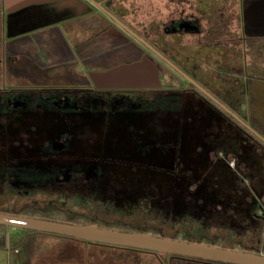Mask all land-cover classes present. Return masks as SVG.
<instances>
[{
  "label": "flooded vegetation",
  "instance_id": "1",
  "mask_svg": "<svg viewBox=\"0 0 264 264\" xmlns=\"http://www.w3.org/2000/svg\"><path fill=\"white\" fill-rule=\"evenodd\" d=\"M78 2L76 41L65 31L57 33L43 40L48 58L38 61L26 49L8 66L6 79L26 85L0 88V177L5 185L21 192L97 182L106 173L109 180V172H122L123 177L136 173L132 176L139 181L152 176L159 189L183 186L189 192L203 177V190L223 189L214 190L212 204L239 211V196L231 195L247 186L228 171L230 164L224 166L226 158L232 154L251 172L256 146L264 147L226 113L221 106L236 116L223 98L206 91L205 74L196 72L198 63L188 51L179 54L187 44L183 38L203 36L198 18L184 8L171 9L162 22L134 31L113 0ZM204 45V38L196 41L198 52ZM235 85L229 93L240 92ZM185 99L194 106L184 109Z\"/></svg>",
  "mask_w": 264,
  "mask_h": 264
},
{
  "label": "rangeland",
  "instance_id": "2",
  "mask_svg": "<svg viewBox=\"0 0 264 264\" xmlns=\"http://www.w3.org/2000/svg\"><path fill=\"white\" fill-rule=\"evenodd\" d=\"M113 2L123 10L126 23L134 31L143 24L150 25L159 20L162 22L171 9L184 8L189 13L184 0L183 2L173 0L171 4L170 0H113ZM201 4L205 6L206 2ZM211 4L207 2L205 8L209 10L206 11L208 16L199 17L200 21L216 19V12L209 7ZM199 20L198 26L201 30ZM75 27L77 26L75 25ZM68 28L66 24L62 32L69 33L72 40L76 41L78 29L75 28L72 32L68 31ZM203 38L205 49L198 52L196 41ZM220 39L223 40L216 32L212 31L203 32V36L201 34V37L198 36V38L191 35L183 38L184 46L187 43L186 48L182 47L183 50L178 51L181 55H185V52L188 51L194 65L198 63L196 72L200 75L205 74L204 78H198L207 87L206 91L216 100L224 98L234 88L237 77H240L241 74L245 75V73L250 75L251 72H254L251 71L252 68L255 69L254 65L250 66L249 64L247 49L238 50L237 43L225 42ZM229 39H232V35ZM200 53H204L202 57H200ZM261 60V64H259L261 74L258 76L263 78V58ZM6 76V74L1 75V89L17 83L12 82L13 79H6ZM262 83H260L261 87L264 85V82ZM253 84L252 81L245 84L247 89L243 92L245 108L248 109L249 116L256 118L258 129L264 131V91L259 88L258 91L256 90V95L251 97ZM16 85L25 86L26 83L19 82ZM237 85L239 84L237 83ZM194 101L196 100L194 99ZM183 104L184 109H190V104L194 106V102L188 99H185ZM192 110L195 111L194 107ZM202 115L206 117L205 114ZM215 115L220 116L218 113ZM243 121L250 128L247 118ZM257 134L259 135V133ZM254 153L256 154L253 158L255 168L251 172L246 171L241 160L233 159L230 153H228L224 164V166L230 164L231 167L225 166L228 171L237 176L235 177L236 181L240 180L242 185L247 186L245 191H235L231 195V197L239 196L242 203L237 212L225 209L218 203L212 204V198L217 196L213 194L214 190L221 191L223 189L211 186L203 190V177L194 182L187 192L184 191L185 187L183 188V186L181 190L173 188L165 190L162 187L159 189L155 186L152 176H145L143 180L139 181L137 176H132L136 173H125L123 177L122 172H109V180L108 173H104L105 175L97 182L28 187L21 192L6 186L3 182L4 177L1 176L0 212L8 214L9 210L18 212L22 208L27 209L32 206L56 207L71 214H90L102 222L115 221L119 224H132L137 228L148 224L144 232L156 237L163 238L165 235L174 237L178 241L204 243L221 249L253 253L252 249H264V150L256 146ZM182 184H186V182H181ZM197 187L200 188V191L195 190ZM223 192L226 193L225 195L229 193L228 191ZM221 199L223 200V198ZM106 202L112 206L107 204L108 207H104ZM256 204L260 205L262 211L257 209ZM115 209L123 211L118 214L119 212H114ZM97 224L100 228L123 231V228L118 225ZM15 237L18 239V243L11 245V241ZM1 238L4 239V249L0 250V264H190L150 252L111 248L55 235L24 234L21 230L14 229L0 232V245L2 244Z\"/></svg>",
  "mask_w": 264,
  "mask_h": 264
},
{
  "label": "crops",
  "instance_id": "3",
  "mask_svg": "<svg viewBox=\"0 0 264 264\" xmlns=\"http://www.w3.org/2000/svg\"><path fill=\"white\" fill-rule=\"evenodd\" d=\"M202 2L212 3L209 7L216 12L215 20H199L203 15L208 16L206 11H209ZM186 7L193 18H198L202 32H216L223 38L221 41L237 43L238 50L247 49L249 64L255 69L252 68L254 72L250 75L245 73L236 78L238 89L244 92L245 84L252 81L251 97L259 88L264 91V85L260 86L264 77L258 76L261 58L264 73V0H187ZM80 8L78 0H0V76L10 73L8 66L15 64L26 49L31 50L32 58L38 61L48 58L43 40L64 33L62 29L66 24L68 31L73 32L78 25L75 16ZM19 49L24 51L20 53Z\"/></svg>",
  "mask_w": 264,
  "mask_h": 264
},
{
  "label": "water",
  "instance_id": "4",
  "mask_svg": "<svg viewBox=\"0 0 264 264\" xmlns=\"http://www.w3.org/2000/svg\"><path fill=\"white\" fill-rule=\"evenodd\" d=\"M200 90L211 100L216 102V100L205 91L202 89ZM221 107L226 111V113L242 124L244 128L251 131L264 144V139L261 136L251 130L226 108L223 106ZM0 227L5 229L55 235L90 244L124 248L133 251L150 252L153 254L175 256L217 264H264V255L262 254L221 249L204 243H189L170 238H161L152 236L148 233L122 232L100 228L94 224L71 225L20 215L0 213Z\"/></svg>",
  "mask_w": 264,
  "mask_h": 264
},
{
  "label": "trees",
  "instance_id": "5",
  "mask_svg": "<svg viewBox=\"0 0 264 264\" xmlns=\"http://www.w3.org/2000/svg\"><path fill=\"white\" fill-rule=\"evenodd\" d=\"M223 100H224V103L233 110V113L237 117H239L241 120H245L247 118L248 125L255 132L259 133V135L264 138V131L258 129L257 124H256V118L249 116L250 113H249L248 109L242 108L243 106H245V94L243 92L235 91L233 93H228L226 96H224ZM230 119L232 121H234V119H232V118H230ZM235 123L238 126H240L237 122H235ZM240 128L242 130H244L252 138H255L245 128H243L242 126H240ZM255 139L258 142V144H260L262 147H264V144L258 138H255ZM257 209L259 211H262V208L260 207V205L257 206ZM0 213H5V212H0ZM7 213L10 215H20V216H25V217L35 218V219H41V220H47V221H51V222L71 224V225H83L84 223H85V225L86 224H94L96 226H98L97 223L103 224L105 226L118 225V226L123 228L122 232L145 233L144 229L147 228V226H148V224H144L140 228H137V227L132 226V224H122V223L119 224V223H116L115 221L110 222V223L102 222L99 218L92 217L90 214H86V213L71 214V213L63 211L62 209L56 208V207L41 208V207L32 206V207H29L27 209L22 208V210L18 211V212H13V211L9 210V212H7ZM118 214H120V213H118ZM129 216H131V215H129ZM125 217H126V215H125ZM5 231H6L5 228L0 227V232H5ZM21 232H24V234H37L35 232H28V231H21ZM165 237L166 236L164 235L163 238H165ZM3 238H1L2 244L0 245V249H2V250L4 249V239ZM166 238H170V239L175 240L174 237H166ZM16 243H18L17 237L12 239L11 245H14ZM95 245H98V244H95ZM107 247H110V246H107ZM111 248H117V247H111ZM120 249H124V248H120ZM126 250H128V249H126ZM252 250H253L254 254L264 255V249L263 248H261L260 250H258V249H252ZM131 251H133V250H131ZM156 255L162 256L164 258L184 261V262H187L190 264H217V263L203 262V261L194 260V259L180 258V257H175V256H165V255H160V254H156Z\"/></svg>",
  "mask_w": 264,
  "mask_h": 264
}]
</instances>
